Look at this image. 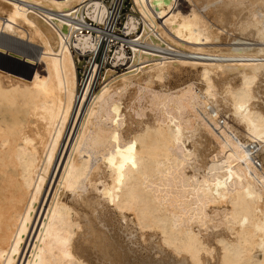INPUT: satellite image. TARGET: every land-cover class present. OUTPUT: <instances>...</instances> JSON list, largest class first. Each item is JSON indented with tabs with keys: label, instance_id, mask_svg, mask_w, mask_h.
<instances>
[{
	"label": "bare ground",
	"instance_id": "1",
	"mask_svg": "<svg viewBox=\"0 0 264 264\" xmlns=\"http://www.w3.org/2000/svg\"><path fill=\"white\" fill-rule=\"evenodd\" d=\"M132 3L0 0V264H264V0Z\"/></svg>",
	"mask_w": 264,
	"mask_h": 264
},
{
	"label": "built area",
	"instance_id": "2",
	"mask_svg": "<svg viewBox=\"0 0 264 264\" xmlns=\"http://www.w3.org/2000/svg\"><path fill=\"white\" fill-rule=\"evenodd\" d=\"M107 7V14L104 19L103 24L98 25L95 21L90 19L88 16H85V21L87 23V28L82 30L85 34L94 35L98 41H99V47L97 51L94 54L90 55H81L79 53L77 56V66L80 63L81 58H87L88 61L85 65L84 72L86 73L85 80L87 79V76L90 72L92 62L91 59L93 57V62L95 65H97L100 68V71L102 70L103 66L106 65L107 61L110 58V55L113 54L117 48V46L120 44L119 38L125 37L124 31H125V24L127 22V15H125L124 11L127 8V5L129 3H132V0H101ZM133 3L130 9L129 13H133L136 15L135 12H132ZM135 45H138L137 43H134ZM125 53L127 56L126 61L129 62L130 58L134 55L133 47L130 44H126L124 46ZM74 52V49H72ZM78 52L77 50H75ZM112 59V65L114 69H119L120 67H124V65L116 66L113 64V58ZM99 60V61H98ZM89 63V67H88ZM83 81V84L85 82ZM79 82V87H80ZM83 88V85H82Z\"/></svg>",
	"mask_w": 264,
	"mask_h": 264
},
{
	"label": "rangeland",
	"instance_id": "3",
	"mask_svg": "<svg viewBox=\"0 0 264 264\" xmlns=\"http://www.w3.org/2000/svg\"><path fill=\"white\" fill-rule=\"evenodd\" d=\"M129 1V0H128ZM132 6V3H129L128 5H127V8L125 9V11H124V13H125V15H127L129 12H130V7ZM183 6H185V7H187L186 5H183ZM251 42V41H250ZM165 49V48H164ZM152 50H155L156 52H160V53H167L170 49H166V50H160V49H152ZM162 51V52H161ZM166 51V52H165ZM74 56H75V59L77 60V56H78V52H76L75 50H74ZM169 53V52H168ZM175 53H176V51H175ZM179 54V55H178ZM177 56H180V57H188V58H196V59H201V60H207V57H204L203 55L201 56V54H196L197 56L195 57V55H188L187 53H180V52H177V54H176ZM111 57H112V54L110 55V58H109V60L107 61V63H106V65L105 66H103V68H102V70L100 71V68H99V73H98V77H97V80H96V82H95V85H94V88H95V92L97 93L101 88H102V86H104L103 84H104V76H105V72L107 71V69H112V70H114V68H113V66L114 65H112V59H111ZM113 58V57H112ZM87 61H88V57L87 58H81L80 59V63L78 64V66H77V69H78V75H79V82H81L80 83V87H79V91L81 92L82 91V85H83V81L85 80V77H86V73L84 72V69H85V65H86V63H87ZM99 61V60H98ZM116 66H119V64H117ZM88 67H89V63H88ZM98 67V66H97ZM126 69H127V66H124V67H120L119 69H115V71L116 72H118V73H122V72H124V71H126ZM101 76V77H100ZM99 79V80H98ZM188 80V77H184V78H182V81H180L179 82V80H177L176 78L175 79H173L172 81H171V86L173 87V86H175L177 83H183L184 81H187ZM103 82V83H102ZM202 140V139H201ZM207 142V143H206ZM209 143H210V141H208L207 139H203V144H202V149H203V153L204 154H208L212 149H210L211 147L209 146ZM210 149V150H209ZM55 173H56V171H55ZM50 184H52V180H51V183ZM56 185H57V183L55 184V186H54V188H56ZM52 188H53V185H52ZM52 188H50V185L48 186V188H47V193L46 194H48V198L50 197V200H51V198H52V196H53V194H54V192H53V190L55 191V189L53 188V190H52ZM48 189H49V191H48ZM50 193H51V195L52 196H50ZM46 194H45V198H46ZM50 200H49V202H50ZM121 223L125 226V221L123 220V221H121ZM216 230H218V229H216ZM154 238V237H153ZM153 238H150V237H148V239L149 240H147V242H146V244H145V247L146 248H148V249H152L154 246H156L157 244H158V242H157V240H156V238H155V240L156 241H154V239ZM136 242H138V241H136ZM157 244H156V243ZM137 246V245H136ZM149 246V247H148ZM141 253H144L145 255L147 254V252H141ZM148 253H152V255L151 256H156V258L158 257V258H161V259H165V260H168L165 256H163V254L161 253V252H148ZM157 253V254H156ZM159 253V254H158Z\"/></svg>",
	"mask_w": 264,
	"mask_h": 264
}]
</instances>
